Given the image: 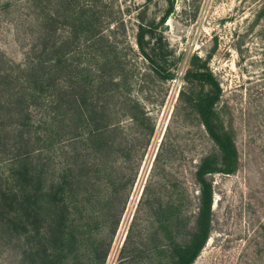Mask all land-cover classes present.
Listing matches in <instances>:
<instances>
[{
	"label": "trees",
	"instance_id": "16d2710c",
	"mask_svg": "<svg viewBox=\"0 0 264 264\" xmlns=\"http://www.w3.org/2000/svg\"><path fill=\"white\" fill-rule=\"evenodd\" d=\"M100 2L0 0V15H13L15 34L25 47L21 63L0 52V241L18 250L20 264H105L109 251H101L85 221V204L93 202L94 217L102 190L83 199L80 192L103 187L112 198L121 190L118 186L129 184L115 174L113 160H133L138 152L136 144H124L123 117L136 125L148 121L154 133L140 101L129 95L134 70L126 73V63L117 58ZM173 11L172 3L160 24ZM135 38L154 73L173 78L164 69L167 58L158 50L153 23L141 22ZM191 76L200 86L182 92V101L198 114L218 152L204 156L195 170L199 209L187 241L177 235L180 206L158 207L159 232L166 243L156 248L167 255L158 264L195 262L212 232L210 177L233 174L239 167L236 134L219 110V81L206 63L196 61L188 71ZM66 136L83 147L64 162ZM85 244L91 249H84Z\"/></svg>",
	"mask_w": 264,
	"mask_h": 264
},
{
	"label": "rangeland",
	"instance_id": "374dc122",
	"mask_svg": "<svg viewBox=\"0 0 264 264\" xmlns=\"http://www.w3.org/2000/svg\"><path fill=\"white\" fill-rule=\"evenodd\" d=\"M172 3L174 11L160 24ZM99 5L117 58L126 63V73L134 70L129 95L155 127L151 135L148 121L136 125L123 117L124 144H136L138 152L133 160H113L115 174L129 184L118 186L113 199L103 187L80 192L83 199L102 190L94 217L93 202L85 204V221L101 251H109L105 264H158L167 256L156 248L166 243L157 218L161 204L180 206V240L194 231L195 170L204 156L218 152L198 114L182 101V92L200 84L187 77L194 61L206 63L221 85L219 110L236 134L240 159L235 173L210 177L212 232L193 264H264V0H101ZM141 22L155 26L158 50L167 58L164 69L173 78L157 76L139 50L135 37ZM0 52L15 63L24 60L25 47L9 13L0 15ZM67 138L61 145L64 162L83 147ZM10 246L0 241V264H20L18 250Z\"/></svg>",
	"mask_w": 264,
	"mask_h": 264
}]
</instances>
